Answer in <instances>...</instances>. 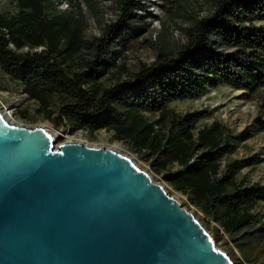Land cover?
I'll return each mask as SVG.
<instances>
[{"label":"trees","instance_id":"obj_1","mask_svg":"<svg viewBox=\"0 0 264 264\" xmlns=\"http://www.w3.org/2000/svg\"><path fill=\"white\" fill-rule=\"evenodd\" d=\"M117 1L121 18L99 39L88 42L72 18L54 8L50 0H17L16 13H0L1 69L44 106L61 97L54 119L58 126L114 129L155 156V170L177 162L180 168L169 172L166 180L190 194L193 203L219 221L226 232L234 234L249 226L255 217L250 210L264 200V187L237 188L228 176L218 177L219 161L235 149L230 140L219 139L214 125L198 131L200 144H196L193 131L205 111L179 118L169 104L197 98L223 85L250 92L264 87V0H216L212 14L192 19L186 30L188 41L176 54L142 64L130 80L96 88L94 82L108 66L99 59L110 52L114 42L130 39L134 34L131 22L141 18L136 12L141 7L138 0ZM83 45L92 47L96 57L88 60L87 71L69 72L58 56L75 53ZM140 112L159 113L157 125L173 123L166 144ZM200 147L208 150L194 160L195 149ZM252 163L251 159L237 160L230 169L238 171Z\"/></svg>","mask_w":264,"mask_h":264},{"label":"water","instance_id":"obj_2","mask_svg":"<svg viewBox=\"0 0 264 264\" xmlns=\"http://www.w3.org/2000/svg\"><path fill=\"white\" fill-rule=\"evenodd\" d=\"M0 110V264H234L131 157Z\"/></svg>","mask_w":264,"mask_h":264},{"label":"rangeland","instance_id":"obj_3","mask_svg":"<svg viewBox=\"0 0 264 264\" xmlns=\"http://www.w3.org/2000/svg\"><path fill=\"white\" fill-rule=\"evenodd\" d=\"M138 2L141 7L136 12L141 18L131 22L134 34L126 41L114 42L110 52L101 56L99 60L104 59L108 66L103 76L94 82L96 88H108L118 82L130 80L142 64L150 65L161 55L176 54L188 41L186 30L192 19L195 16L210 15L216 7V0ZM50 3L72 18V24L78 28L83 40L88 42L99 39L109 25L118 22L122 14L117 0H50ZM17 11V0H0V13ZM61 44H64V40ZM58 57L65 68L73 73L87 71V62L94 59L96 53L92 47L83 45L75 53L63 52ZM61 103V97L54 98L51 106H44L31 99L24 87L0 67V106L5 109L12 107L23 124L42 126L53 131L58 139L57 146L74 139L95 147L118 149L120 153L131 157L151 175L154 182L163 185L171 196L193 213L213 235L217 246L228 253L234 264H264V200L257 201L250 210L255 216L253 222L230 234L214 217L201 211L191 200L190 194L175 189L166 180L169 172L180 168L177 162L157 171L153 167L155 156L149 155L148 150L139 149L129 138L119 135L114 129L89 131L77 129L69 123L58 126L54 119L59 115ZM169 109L179 118L205 111L206 116L197 123L193 131V141L196 144H200L198 131L214 125L218 128L219 139L223 137L230 140L235 149L219 161L218 177L228 176L237 188L264 187V87L250 92L223 85L208 89L197 98L172 102ZM140 116L143 121L155 125L162 143L166 144L173 123L165 121L157 125L155 122L160 119L159 113L140 112ZM222 142L221 145L225 143ZM207 150L201 147L195 149L193 159L197 160ZM164 157L165 155L162 156ZM247 159H251L253 163L238 171L230 169L235 161Z\"/></svg>","mask_w":264,"mask_h":264},{"label":"bare ground","instance_id":"obj_4","mask_svg":"<svg viewBox=\"0 0 264 264\" xmlns=\"http://www.w3.org/2000/svg\"><path fill=\"white\" fill-rule=\"evenodd\" d=\"M0 110L2 111V113L5 114V116L8 118V120L10 122H12L14 124H18V125H25L22 123L21 119L18 116H16L15 111L12 107L5 109V108L0 106ZM40 127H42V126H40ZM50 133L56 137V134L53 131H50ZM68 142H79V141H76L74 139H70ZM115 151L120 152L118 149H115Z\"/></svg>","mask_w":264,"mask_h":264}]
</instances>
